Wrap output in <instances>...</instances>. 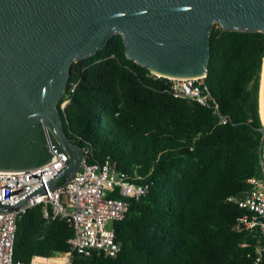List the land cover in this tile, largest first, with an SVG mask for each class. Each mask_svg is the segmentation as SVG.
I'll list each match as a JSON object with an SVG mask.
<instances>
[{
	"label": "trees",
	"instance_id": "obj_1",
	"mask_svg": "<svg viewBox=\"0 0 264 264\" xmlns=\"http://www.w3.org/2000/svg\"><path fill=\"white\" fill-rule=\"evenodd\" d=\"M209 49L208 105L175 97L168 78L127 59L120 34L72 62L58 104L69 99L68 139L84 148L86 163H114L147 189L114 223L115 257L73 252L70 264H256L264 239L232 227L246 213L237 201L251 188L247 179L262 175L264 33L216 23ZM72 235L65 218L31 207L16 218L13 260L65 252Z\"/></svg>",
	"mask_w": 264,
	"mask_h": 264
},
{
	"label": "water",
	"instance_id": "obj_2",
	"mask_svg": "<svg viewBox=\"0 0 264 264\" xmlns=\"http://www.w3.org/2000/svg\"><path fill=\"white\" fill-rule=\"evenodd\" d=\"M216 23L264 33V0H0V170H29L62 152L67 159L47 181L56 189L80 169L83 147L68 139L58 104L72 62L94 55L111 35L120 34L125 57L154 75L198 78ZM261 80L264 126V59ZM25 200L0 202V212Z\"/></svg>",
	"mask_w": 264,
	"mask_h": 264
},
{
	"label": "built area",
	"instance_id": "obj_3",
	"mask_svg": "<svg viewBox=\"0 0 264 264\" xmlns=\"http://www.w3.org/2000/svg\"><path fill=\"white\" fill-rule=\"evenodd\" d=\"M168 79L175 97L208 105L203 92V77ZM68 101L66 99L60 104L62 111ZM226 119V116L219 114L221 122H226ZM66 159L67 156L59 152L54 153L48 163L29 170H0V202H19L26 198L16 210L0 212V264H70L73 252L83 256L117 255L120 246L115 241L114 223L124 217L129 200L144 194L147 185L127 180L125 174L117 171L114 163H86L84 158L80 169L69 181L56 189L48 188L47 181ZM261 165L262 175L247 179L251 188L237 201L246 213L236 218L232 228L236 232L256 233L264 239V160ZM41 186L44 191L33 194ZM228 200L232 198L228 197ZM34 206H41L45 217L59 216L71 223L73 235L67 241L69 249L48 256L32 257L28 261H14L16 218ZM258 254L256 264L264 255V243L259 246Z\"/></svg>",
	"mask_w": 264,
	"mask_h": 264
},
{
	"label": "bare ground",
	"instance_id": "obj_4",
	"mask_svg": "<svg viewBox=\"0 0 264 264\" xmlns=\"http://www.w3.org/2000/svg\"><path fill=\"white\" fill-rule=\"evenodd\" d=\"M261 86H262V80H261ZM260 112H261V116H262V119H263V108H262V102L260 104Z\"/></svg>",
	"mask_w": 264,
	"mask_h": 264
}]
</instances>
